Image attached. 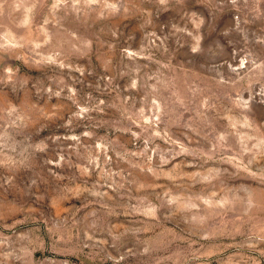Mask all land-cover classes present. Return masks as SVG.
Instances as JSON below:
<instances>
[{
	"label": "rangeland",
	"instance_id": "374dc122",
	"mask_svg": "<svg viewBox=\"0 0 264 264\" xmlns=\"http://www.w3.org/2000/svg\"><path fill=\"white\" fill-rule=\"evenodd\" d=\"M0 264H264V0H0Z\"/></svg>",
	"mask_w": 264,
	"mask_h": 264
}]
</instances>
